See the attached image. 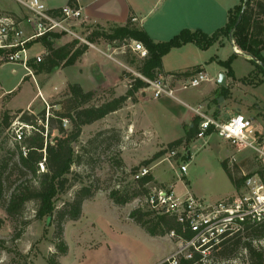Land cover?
Returning a JSON list of instances; mask_svg holds the SVG:
<instances>
[{"label":"rangeland","instance_id":"374dc122","mask_svg":"<svg viewBox=\"0 0 264 264\" xmlns=\"http://www.w3.org/2000/svg\"><path fill=\"white\" fill-rule=\"evenodd\" d=\"M232 1L235 5L240 3V0ZM155 3H157V0H141V14L139 13V15L143 18L144 28L150 31L156 41L169 40L182 29H190L192 31L201 29L209 34L216 29L214 28L216 26L203 24V21L200 20L183 19L182 17L171 19V13L176 12L177 9L175 4H170V0H164L163 3L160 1L157 5ZM203 5L204 8L205 4ZM16 6L17 4L13 0H0V9L2 10L9 11ZM152 8L153 10L151 11ZM156 8L157 10H155ZM212 10L216 17H222L221 21L224 23L225 9L217 6L213 7ZM138 25L141 27L140 23ZM90 26L95 28L96 24H91ZM111 27L112 24L104 26L106 30ZM94 28H91L89 32L83 31L82 36L89 41H93L96 46L109 52L115 58L120 59L124 63L125 71L133 72L135 76L139 74L137 66L141 59L129 47L122 48L124 44L122 41L109 42L103 36L91 35ZM54 42L55 45L60 46L66 42V39L59 37ZM224 42L225 44L222 42L221 45H214L205 50L193 44L183 48H173L163 57L164 67L170 72L180 69L189 70L196 62H202L208 71V76L213 77V79L211 78V84L216 86L215 81L221 74L220 72L218 73L221 66L218 62H209L210 57L217 56L220 59L227 60L234 54L230 40L227 38ZM80 44L85 43L80 42ZM31 52L33 55L39 53L43 57L44 53H46V48L41 42L40 44L36 43L32 47ZM135 57L136 59L133 63L128 62V59L133 60ZM0 63H4V61H0ZM249 64L248 61L239 58L234 66L237 67V71L241 72ZM125 65L129 69L125 68ZM19 77L20 73L12 72L10 63L0 66V81H5L3 82L5 90L16 86ZM65 78V73L60 75L56 71L54 75L46 80L45 85L40 83L41 78H39L38 85L30 81L18 84L16 88L14 87L13 90L8 91L0 99V117L5 110H9L11 115L14 116L17 114V110L25 108L29 101L34 100V111H27L38 115L45 108L47 117L45 125L47 129L48 116L53 110H60L61 106L52 107L50 101H48L49 104L46 103L41 99L38 90H41L46 96L55 95L65 84ZM261 80L264 81V75L255 72V76L247 80V82L254 87L260 85L258 92L264 94V82H260ZM208 84L204 83L202 86ZM127 89L128 86L126 85ZM193 91L194 89H189L188 92ZM97 92L101 98L103 90ZM139 94H142V91ZM143 94L146 95L145 92ZM261 97L263 98L262 102L254 103V105L259 108L260 114H263L264 96ZM179 98L185 101L182 96H179ZM63 99L64 97L61 93L51 101ZM157 106L156 100L149 97L143 98L135 106L134 111H137V114L142 112L153 114L156 113L155 109ZM129 113V109L125 107L117 115L84 126L79 141L75 145L76 149L80 150L82 145H86L100 131H106L107 135L114 133L113 129H121L123 132L120 130L124 137L120 145L114 142L96 145V149L90 150L92 153L90 162L74 164L72 167L74 171L80 172L84 176L85 182H90L93 179L98 180V185L102 189L96 193L94 198L84 202L80 219L76 221L69 220L64 223V240L68 247L67 253L63 255L58 249L57 246L60 241L56 238V228L50 224V220L46 218L37 219L35 217V202L27 204L24 216H22L23 219L19 218L17 221L11 220L3 207L0 206V217L5 219L4 225L0 228V264H49V258L52 256L61 264H157L164 254L171 249L169 255L175 251L179 243L176 242L175 237L170 236V233L164 236H153L130 218V212L145 204L147 202L146 199L138 197L124 206H117L108 197L109 191L117 184L129 185L132 182L133 178L128 175V172L133 166L140 163L138 162L139 159L143 157L151 158L156 152L166 149V146L159 144V147H155L158 151L148 150L146 147L122 151L123 147L126 149L129 147V143H124L129 130L126 121ZM122 118L125 119L123 129L118 127V123ZM165 121L166 119L158 117L157 125L154 128L155 137H159L161 142L172 141L181 135L183 131L182 125L180 126L177 121H170L169 124L167 123L168 125H166ZM38 122L43 124V121ZM64 125L68 129L71 128V124L67 120L64 121ZM23 126L18 118H15L10 130L4 129L0 137V160H7L8 158L11 164L17 161L18 151L16 150L15 139L17 138H15V134ZM168 126H173V128ZM30 130L31 128L28 127L26 132L29 133ZM135 134H138V136L134 137L138 142L143 143V140L147 139L145 133L143 134V130H137ZM176 150V155H171V151L168 150L161 158L148 167L151 170V166L154 165L151 172L158 181L155 180L154 183L150 184V188L155 190L161 186H171L176 197H184L191 194L205 203H216L236 196L244 184L242 183L241 187L236 189L223 166L225 159L228 158V166L237 178L248 174L252 176L257 172H261L264 166L255 151L252 149L236 151L229 141L220 137L217 133L196 138L190 143L186 142L177 147ZM117 157L124 161L126 160L123 170L113 165V160ZM233 157L235 158L234 160ZM182 164L187 165L186 172L181 171ZM30 177V175L23 176L19 171L14 170L10 175L11 184L15 186L18 182ZM80 186L81 183H78L68 190L66 194L60 196L57 201L58 206L60 207L63 204V200L72 199L75 191ZM24 219L27 221L25 225ZM20 230L22 232L17 237V232H20ZM247 241H251L256 247L264 246L263 238L253 234H244L238 243L230 246L229 252L206 257L204 264H250L249 256L245 249Z\"/></svg>","mask_w":264,"mask_h":264},{"label":"trees","instance_id":"16d2710c","mask_svg":"<svg viewBox=\"0 0 264 264\" xmlns=\"http://www.w3.org/2000/svg\"><path fill=\"white\" fill-rule=\"evenodd\" d=\"M243 11L241 22L236 26L237 20ZM133 16L123 24H112L109 30L104 26L96 25L91 35L103 36L109 42L137 40L143 43L148 50V56L140 60L137 70L143 76L156 78L160 74H174L179 77H189L202 71L199 68L195 70H186L184 72H164L163 57L173 48H180L188 43H194L200 49H208L217 42L222 43V38H229L232 32V38L235 45L252 56L250 59L254 65L253 71L243 78V82L250 80L255 76V72L264 75V0H240V3L229 10L227 24L209 34L201 29L190 30L182 29L173 38L165 41L154 40L142 27L132 22ZM61 37L53 35L52 38H42L40 42L46 48V53L41 61L30 62L35 74H51L61 67L73 65L87 50L88 45L80 44L78 40L69 41L63 45H55V40ZM236 53L231 55L227 60L218 59L217 62L226 69L227 75L233 74L232 62ZM129 60V63H133ZM216 60L211 58V61ZM124 77L131 80L128 89L124 94L116 95L114 90L110 92L109 97L104 100L98 96L97 91H85L78 83H68L66 88L61 92L64 99L60 101H51L52 107L60 105V110H53L48 116L46 129V109L44 108L38 115L33 112L34 109H19L17 116L11 115L9 110H5L0 117V137L4 129H11L15 118L24 125L22 127L23 135L20 140L16 141V150L18 159L10 163V159L0 160V206L6 211L8 217L12 220H18L24 216L27 204L36 203L35 217L37 219H49L50 224L56 228V238L59 239L58 249L63 255L67 253L68 247L64 240V223L80 219L83 213V204L86 200L92 199L102 188L98 185V180L85 182L84 176L72 169L74 164L90 162L91 151L96 149V145L114 142L120 145L124 138L120 130L113 129L112 134H106V131H100L93 136L86 145H82L77 150L75 145L79 141L83 127L93 124L111 113L119 111L129 100L136 102L137 93L146 86V82L135 76L132 72H123ZM264 82V81H260ZM106 92V91H104ZM230 92L228 87H222V95L226 96ZM59 93V94H61ZM59 94L57 96H59ZM16 116V117H15ZM69 121L71 128L64 125V121ZM200 120V119H199ZM38 121H43L39 124ZM198 120L188 133L181 138L173 140L166 145V149L156 152L151 158L141 161L138 165L133 166L128 175L133 179L129 185L117 184L108 193L109 199L117 206H124L132 200L143 197L149 200L152 193L150 184L155 182L154 175L150 171L147 174L135 176L143 167H149L168 150L192 142L197 138ZM30 127V132L27 127ZM109 132V131H107ZM213 132L209 128L208 134ZM123 133V132H122ZM22 147H25L26 154L23 153ZM91 150V151H90ZM45 159V170L41 171L40 163ZM228 159V158H227ZM227 159L224 160L223 166L226 169L232 183L239 189L244 181L251 175L235 177L232 169L228 166ZM113 165L123 170L125 161L120 157L113 160ZM19 171L23 176H31L15 186H12L10 180L11 172ZM81 183L72 199L63 200L59 207L57 204L60 196L66 194L74 185ZM130 218L148 233L153 236H164L172 231L177 234H183L190 237L187 229L178 222L177 218L162 212H157L149 205L148 201L130 212ZM5 219L0 217V228L4 225ZM27 221L24 219V225ZM17 232V237L21 234ZM244 234L255 235L264 239V222L247 226L245 231L231 239L220 244L215 250L203 256L194 252L191 258L181 257L178 264H204L206 257H212L214 254H224L229 252L230 246L238 243ZM245 249L249 256L250 264H264V246L256 247L251 241L245 243ZM49 264H61L54 256L49 258ZM160 264H170L168 261H162Z\"/></svg>","mask_w":264,"mask_h":264},{"label":"built area","instance_id":"2783aa9c","mask_svg":"<svg viewBox=\"0 0 264 264\" xmlns=\"http://www.w3.org/2000/svg\"><path fill=\"white\" fill-rule=\"evenodd\" d=\"M13 1L19 7L18 12L0 9V61L20 64L34 78L30 62L41 61L42 56L33 55L31 50L42 38H52L53 35L69 36L90 48L97 47L93 41L82 36L83 31L89 32L91 28L86 22L80 0H69L60 7H50L44 0ZM132 22L137 23L138 18L133 16ZM231 42L235 45L233 39ZM123 43L122 48L129 47L140 59L148 56V50L142 42L125 39ZM107 54L112 57L109 52ZM125 68L129 69L126 65ZM136 76L146 82L140 92H145L147 97L152 99L165 96L178 99L179 90L197 87L210 80L203 70L189 77L160 74L154 79H148L140 73ZM127 81L129 85L131 80ZM194 111L202 118L198 125L197 138L209 135L208 130L212 127L213 132L229 141L236 151H255L264 165V142L256 134L251 118L237 112L221 121L208 116L201 108H195ZM22 135L23 130L20 129L15 138L20 140ZM22 150L26 154L25 147H22ZM170 153L176 155L177 150L173 149ZM44 162L45 159L40 163L41 171L45 170ZM186 170L187 165L182 164L181 171ZM150 171V168L143 167L135 177ZM147 201L157 212L175 216L190 233L187 238L183 234L170 232V236L175 237L179 245L162 261L178 264L181 257L191 258L194 252L205 256L224 241L243 233L247 226L264 222V166L261 172L249 176L244 181L236 196L216 203H205L191 194L176 197L171 186L152 190Z\"/></svg>","mask_w":264,"mask_h":264},{"label":"crops","instance_id":"0c3cea01","mask_svg":"<svg viewBox=\"0 0 264 264\" xmlns=\"http://www.w3.org/2000/svg\"><path fill=\"white\" fill-rule=\"evenodd\" d=\"M44 1L50 7H60L65 5L69 0H44ZM140 1L141 0H80L84 8V16L86 22L89 25L91 24H96L101 26H105L107 24L123 25L129 20L130 16H136L138 18V22L136 24L140 23L141 27L153 38V35L150 33V31L144 28L143 18H141L139 15V13L141 14ZM160 1L163 3L164 0H157V3H155V5H157ZM232 2H233L232 0H170V4L171 5L175 4L176 6L175 8L177 9V11L172 12L170 16L171 19L182 17L183 19L191 18L193 20H200L203 21V24L206 23L209 24V26H216L214 27L216 28L214 31H216L227 24L229 17V10L237 5V4L235 5V3ZM203 4H205L204 8H203L204 6ZM217 6L219 8L221 7V9L222 8L225 9L226 15H225L224 23H222L221 21L222 17L220 18L216 17V14H214V11L212 10L213 7H217ZM11 10L13 12H18L19 11L18 5L15 8L10 9L9 11ZM152 10L153 8L151 9V11ZM155 10H157V8ZM63 37L66 39L65 43L73 40L69 36H63ZM228 39L231 42V38L229 37ZM221 40L223 44H225L224 41L227 40V38L225 37L222 38ZM38 43L40 44V42ZM189 44L195 45L194 43H188L180 48H183ZM219 44L221 45L222 43L217 42L214 45H219ZM231 45L234 53L237 54L232 62L233 74L227 75L226 69L221 65H220L221 66L220 70H218V73L224 72L226 74L227 76L226 86H222L218 83L219 78L215 81L216 86H213L211 84L213 77H210L209 81H205L202 83V84L209 83L208 85L202 86L201 84L197 87L190 88V89H194L193 92H188L189 89L179 90L178 99L166 97V96L161 97L159 99H154L157 101L158 106L155 109L156 113L153 114L150 113L145 114L143 112L137 114V111H134L136 108L135 106L139 104L140 101H142L144 96H145L144 98H148L147 97L148 95H144L143 93L139 94L140 92H138L136 95L138 100L136 102L129 100L127 102L128 105L126 104L127 106H125L130 111V113L128 114L129 116L126 120L129 130L126 134L125 137L126 140L124 142V143L126 142L129 143V147L127 149L123 147L121 150L123 151L131 148L138 149L141 147H146V149L148 150L151 149L152 151H158L157 149H155V147H159V144H163L165 147L169 142H171V141L161 142L159 137L157 138L155 137L154 128L157 125L156 121L158 120V117L166 119L165 121L166 125H168L170 121L173 122L174 120L177 121L180 126L182 125L183 131L181 135H179L173 140L184 137L188 133V131L194 126V122L198 120V122L200 123L202 119L199 115L195 113L194 111L195 108H201L202 111H204L208 116H211L221 121L226 120L227 118H229L230 116H232L237 112H240L253 120L256 128V134L264 142V112L263 114H260L261 112L259 108L254 105V103L260 101L262 102L263 98L261 96H264V94L258 92V89L261 87L260 85L258 87H254L250 85L247 81L246 82L242 81L243 78H246L253 71L254 65L250 61L251 59L250 55L240 50L232 42ZM195 46L198 47L197 45ZM107 53L108 52L104 51L101 47L98 46L96 48L89 47L88 50L73 65H69L57 69L56 71L58 72V74L61 75L62 73H65V77H66L65 84L61 87L60 90L57 91L55 95H51V96H46L41 90H38L41 99H43L46 103L49 104L48 101L51 102V100L56 98L57 95L66 88L68 83H78L82 86V88L85 91L103 90V96L101 97V100H104L106 97H109L110 92H108V90L109 91L114 90L116 95L124 94L127 91L126 85L128 86L127 78L124 77L123 75V72L125 71L123 66L124 63L120 61V59L115 58L113 55L112 57H109ZM262 54L264 56V50ZM35 55H41V54L37 53ZM211 58H215L216 60L211 61ZM239 58H242L250 63L249 66L245 68L244 71L241 72L237 71V67L234 66L236 60ZM218 59L220 58H218L217 56H212L210 57L209 62L217 63ZM5 63L9 64L8 62H4V63H0V66H2ZM10 64L12 66L13 73L16 74L20 73V77L18 79V82L16 83L17 85L24 84L27 81L33 82L35 85H38L39 78H41L40 83L45 85L46 80H48L52 75L56 73V71H54L51 74L34 73V78H33L22 65L14 64V63H10ZM197 68L208 73L204 63L202 62H196L194 65H192L189 68V70H195ZM163 69L164 72H170L167 71V69H165L164 64H163ZM177 71L184 72L186 70L180 69V70H176V72ZM3 82L5 81L3 80L0 81V99L3 98L4 94H6L8 91L13 90L14 87L16 88L17 86L16 85L9 90H5ZM222 87H228L230 90V92L226 96L222 95ZM179 96H182L183 99H185V101H182V99H180ZM33 102L34 100L29 101L26 107L23 109L25 110L35 109L34 108L35 105L33 104ZM123 108L120 109L119 111L109 114L105 118L101 119V121L106 120L112 117L113 115H117L121 113ZM124 122L125 119L122 118L118 123V127L123 129L125 126ZM168 127L173 128V126H168ZM136 129L138 131L143 130V134L145 133V137H147V139L143 140V143L138 142L134 138L135 136H138V134H135L137 131ZM212 134H214V132L210 133V135ZM187 153L189 154V152ZM145 159H149V158L143 157L142 159H139L138 162H141ZM153 166L154 165L151 166V171ZM171 250L163 255L159 263L165 258H167Z\"/></svg>","mask_w":264,"mask_h":264},{"label":"water","instance_id":"95a60500","mask_svg":"<svg viewBox=\"0 0 264 264\" xmlns=\"http://www.w3.org/2000/svg\"><path fill=\"white\" fill-rule=\"evenodd\" d=\"M242 15H243V11L241 12V14L239 15L238 17V20H237V23H236V26L241 22V19H242ZM230 38L231 40L233 39L232 38V32L230 33ZM252 58V56H251ZM264 66V65H263ZM218 83L222 86H226L227 85V76L224 72H222L219 76V79H218ZM222 99V98H221Z\"/></svg>","mask_w":264,"mask_h":264}]
</instances>
